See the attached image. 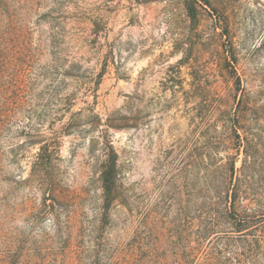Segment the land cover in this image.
I'll use <instances>...</instances> for the list:
<instances>
[{"label": "rangeland", "instance_id": "374dc122", "mask_svg": "<svg viewBox=\"0 0 264 264\" xmlns=\"http://www.w3.org/2000/svg\"><path fill=\"white\" fill-rule=\"evenodd\" d=\"M209 1L0 0V264H221L257 234L234 218L264 200L218 191L213 144L235 153L239 98L264 129V0Z\"/></svg>", "mask_w": 264, "mask_h": 264}, {"label": "trees", "instance_id": "16d2710c", "mask_svg": "<svg viewBox=\"0 0 264 264\" xmlns=\"http://www.w3.org/2000/svg\"><path fill=\"white\" fill-rule=\"evenodd\" d=\"M197 3L200 6L212 8L209 0H192V3L186 4L185 7L187 15L191 20H194L196 17L197 9L195 4ZM231 53L233 54L232 49ZM237 79L238 85H240L239 78L237 77ZM243 102L244 97L239 98L236 102L235 110L226 118L230 122L229 132L227 133L228 139L231 140V144L233 142L232 147H234L235 153L221 154L219 152V148H221L219 146L220 142L216 140L215 144H213L216 154L219 155V158L216 160L218 164H216L213 177L216 179L218 191L224 192L226 196L230 195L233 201L241 196L264 200V129H259V123L255 120L256 112L254 104L252 103L248 106L247 104H243ZM9 103L10 98L8 96L1 97V109H7ZM21 106V102L16 100L10 107L16 109L21 108ZM250 113L254 114L252 119L248 117ZM125 125L128 124L124 122L123 126ZM118 126L120 127V125ZM106 144L109 154L102 163L100 173L104 199L102 215H104L105 220L108 219L107 213L116 197L117 177V154L109 142ZM46 147V145L40 147L38 154L40 161H43ZM240 156L241 165L237 168L235 163ZM37 164H41V162ZM40 169V166L33 169L34 174L39 173ZM48 191H53L51 186ZM261 206L264 207V203ZM232 207L236 214V210L242 206H236L233 203ZM234 219L237 223L235 226L236 232L241 233L246 229H251L252 231H256L257 234H252L249 239L245 234L239 237L241 240L227 239L224 243V248L230 249L233 254L222 260L221 264H264V214L259 216L240 215ZM216 260L219 261L218 259ZM216 260L205 258L197 264H217Z\"/></svg>", "mask_w": 264, "mask_h": 264}]
</instances>
